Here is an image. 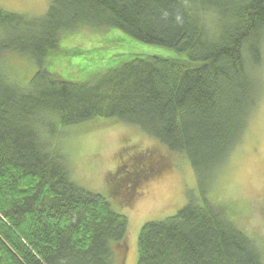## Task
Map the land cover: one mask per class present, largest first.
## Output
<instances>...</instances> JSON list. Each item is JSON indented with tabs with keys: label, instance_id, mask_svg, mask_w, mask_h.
I'll use <instances>...</instances> for the list:
<instances>
[{
	"label": "trees",
	"instance_id": "obj_1",
	"mask_svg": "<svg viewBox=\"0 0 264 264\" xmlns=\"http://www.w3.org/2000/svg\"><path fill=\"white\" fill-rule=\"evenodd\" d=\"M78 28L122 32L105 48L125 34L176 55H110L114 65L65 80L46 61ZM263 38L264 0H51L38 17L0 9V264H115L128 218L73 180L58 146L61 127L87 121L90 131L96 118L135 125L183 155L200 188V199L142 224L136 264H264L235 219L246 210L224 203L232 221L204 186L257 101ZM8 53L36 66L22 84L4 67Z\"/></svg>",
	"mask_w": 264,
	"mask_h": 264
},
{
	"label": "rangeland",
	"instance_id": "obj_2",
	"mask_svg": "<svg viewBox=\"0 0 264 264\" xmlns=\"http://www.w3.org/2000/svg\"><path fill=\"white\" fill-rule=\"evenodd\" d=\"M50 1L0 0V9L38 17L45 14ZM103 32L78 28L62 34L61 51L48 57L47 69L65 80L84 81L94 72L114 65L115 62L109 61L110 55L119 56L116 61L128 53L176 55L171 48L143 43L125 34L126 42L120 38L105 48L103 45L112 43L113 37H121L122 32L116 29ZM262 55L263 62L256 71L259 94L245 131L204 186L208 199L222 204L227 216L232 221L237 219V224L260 242L264 258V38ZM30 61L23 55L8 53L4 67L8 66L11 77L22 84L31 69L33 72L36 69ZM93 120L101 124L90 131H82L87 121L83 125L61 127L57 145L73 180L87 190L103 194L115 206L114 210L127 216L126 242L115 264H136L137 236L142 224L175 213L188 198L200 199V188L186 158L170 152L139 127L111 119ZM154 161L160 167L150 173L142 174L138 169H149ZM119 202L123 203L121 207ZM224 203H238V209L241 205L246 210L245 215L242 212L234 219L232 208Z\"/></svg>",
	"mask_w": 264,
	"mask_h": 264
}]
</instances>
